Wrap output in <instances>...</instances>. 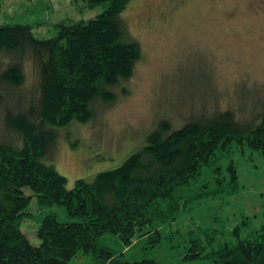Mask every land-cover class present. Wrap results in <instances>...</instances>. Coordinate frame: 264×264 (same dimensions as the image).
<instances>
[{
  "label": "trees",
  "instance_id": "16d2710c",
  "mask_svg": "<svg viewBox=\"0 0 264 264\" xmlns=\"http://www.w3.org/2000/svg\"><path fill=\"white\" fill-rule=\"evenodd\" d=\"M101 12L88 20L56 24L53 35L38 37L31 24L0 26V264H161L129 261L101 243L104 234L126 246L140 235L161 242L160 227L173 219L183 188L203 167L233 144L264 157V110L249 119L230 109L192 115L176 127L161 118L145 143L117 167L72 188L53 164L59 131L86 123L119 96L141 57L124 12L132 0H72ZM230 189H239L235 165L227 167ZM218 180V178H217ZM219 181V180H218ZM61 205L69 221L46 214L31 242L22 229L29 206ZM175 205V206H173ZM234 228L235 243L205 252L192 239L188 258L213 264H264V222L247 237Z\"/></svg>",
  "mask_w": 264,
  "mask_h": 264
},
{
  "label": "rangeland",
  "instance_id": "374dc122",
  "mask_svg": "<svg viewBox=\"0 0 264 264\" xmlns=\"http://www.w3.org/2000/svg\"><path fill=\"white\" fill-rule=\"evenodd\" d=\"M101 10L82 9L72 0H0V26L28 23L38 37H49L57 23L88 20ZM124 18L140 42L141 57L125 82L127 96L117 97L90 121L59 131L54 159L47 162L66 177L67 188L78 178L91 179L120 165L161 118L178 127L192 115L217 109L235 111L241 119L264 110V0H132ZM230 162L237 170L235 192ZM182 190L186 202L160 227L161 242L145 234L126 246L104 234L101 243L129 261L213 264L185 254L192 239L208 252L235 243V227L244 238L264 222V157L233 144ZM30 208L34 215L22 229L35 244L34 231L44 215L70 220L61 205L39 207L33 201ZM81 262L89 264L90 257L82 256Z\"/></svg>",
  "mask_w": 264,
  "mask_h": 264
}]
</instances>
